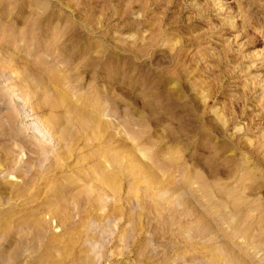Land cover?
<instances>
[{
	"label": "rangeland",
	"instance_id": "1",
	"mask_svg": "<svg viewBox=\"0 0 264 264\" xmlns=\"http://www.w3.org/2000/svg\"><path fill=\"white\" fill-rule=\"evenodd\" d=\"M0 264H264V0H0Z\"/></svg>",
	"mask_w": 264,
	"mask_h": 264
}]
</instances>
